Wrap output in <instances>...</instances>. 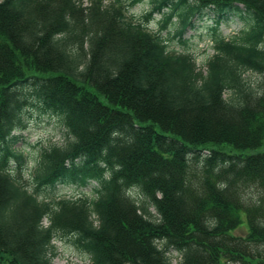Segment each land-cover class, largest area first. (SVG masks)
<instances>
[{
  "label": "trees",
  "instance_id": "obj_1",
  "mask_svg": "<svg viewBox=\"0 0 264 264\" xmlns=\"http://www.w3.org/2000/svg\"><path fill=\"white\" fill-rule=\"evenodd\" d=\"M150 2L136 18L121 0H0V254L11 264H52L55 238L89 264H172L171 251L176 264H264V152L245 153L264 145V0ZM209 13L204 70L147 27L175 17L180 37ZM234 17L243 27L218 33ZM33 107L59 119L63 140L25 172L15 132ZM58 183L92 188L56 198Z\"/></svg>",
  "mask_w": 264,
  "mask_h": 264
},
{
  "label": "rangeland",
  "instance_id": "obj_2",
  "mask_svg": "<svg viewBox=\"0 0 264 264\" xmlns=\"http://www.w3.org/2000/svg\"><path fill=\"white\" fill-rule=\"evenodd\" d=\"M91 0H83V5L88 6ZM107 5L114 0H102ZM126 6L127 15H133L136 18L141 17L151 8L150 0H142L139 3L129 6V0H121ZM214 15H204L201 19H194L193 26L184 30L183 34L178 37L174 32L176 29V18L173 17L170 22L161 29L162 16L154 14L148 21L147 27L153 32L160 31V36L165 39L170 49L177 52H187L195 58L197 66L204 70L205 63L209 56L213 53V43L211 40L212 30L214 26ZM243 27L240 19L234 17L223 21L217 26V31L222 36L228 38L238 32ZM252 78H256L255 74H250ZM24 129L15 132L19 135V140L15 147L20 148L24 154L23 167L25 172L30 169L34 162L36 152L39 147L50 142L61 143L63 140L62 128L59 119L54 116H48L37 108H29L24 114ZM264 152V145L256 150L246 151L245 153ZM27 177V173H25ZM92 185L80 187L74 183H58L52 192L54 197H76L82 192L87 194L90 192ZM47 225V220L43 221ZM243 229H237L235 233H243ZM52 264H89L84 250L80 245L73 242L72 238H55L53 240ZM171 263L176 264L179 261V255L175 251L170 252ZM0 260L3 264H11V258L7 254H0Z\"/></svg>",
  "mask_w": 264,
  "mask_h": 264
}]
</instances>
